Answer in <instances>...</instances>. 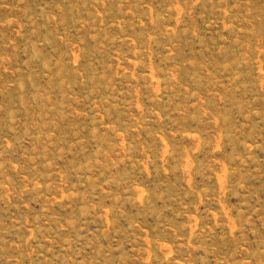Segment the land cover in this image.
Returning <instances> with one entry per match:
<instances>
[{
	"label": "rangeland",
	"instance_id": "obj_1",
	"mask_svg": "<svg viewBox=\"0 0 264 264\" xmlns=\"http://www.w3.org/2000/svg\"><path fill=\"white\" fill-rule=\"evenodd\" d=\"M0 264H264V0H0Z\"/></svg>",
	"mask_w": 264,
	"mask_h": 264
}]
</instances>
